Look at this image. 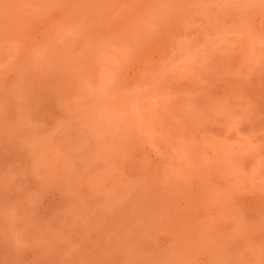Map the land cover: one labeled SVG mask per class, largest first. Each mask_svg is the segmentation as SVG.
I'll return each instance as SVG.
<instances>
[{
	"label": "rangeland",
	"instance_id": "rangeland-1",
	"mask_svg": "<svg viewBox=\"0 0 264 264\" xmlns=\"http://www.w3.org/2000/svg\"><path fill=\"white\" fill-rule=\"evenodd\" d=\"M0 264H264V0H0Z\"/></svg>",
	"mask_w": 264,
	"mask_h": 264
}]
</instances>
